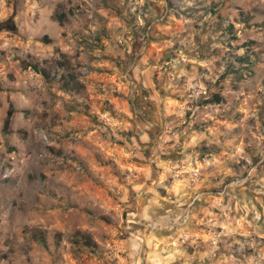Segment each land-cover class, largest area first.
Wrapping results in <instances>:
<instances>
[{
  "label": "rangeland",
  "instance_id": "rangeland-1",
  "mask_svg": "<svg viewBox=\"0 0 264 264\" xmlns=\"http://www.w3.org/2000/svg\"><path fill=\"white\" fill-rule=\"evenodd\" d=\"M0 264H264V0H0Z\"/></svg>",
  "mask_w": 264,
  "mask_h": 264
},
{
  "label": "trees",
  "instance_id": "trees-1",
  "mask_svg": "<svg viewBox=\"0 0 264 264\" xmlns=\"http://www.w3.org/2000/svg\"><path fill=\"white\" fill-rule=\"evenodd\" d=\"M240 59H243V58L240 57ZM32 69L35 72H37V73H42V74L47 75L44 69H38L36 65H33L32 66ZM67 76H69L71 80L73 79L70 73H68ZM70 79H66V81H64L65 85H69ZM208 101H212V102H215V103H219L221 101V98H219V96H215L214 98H212V99H210ZM38 238H39V240L41 241L42 244H45L44 238L42 236L39 235ZM81 242L86 247L95 246L94 242L91 241L90 237L88 235H85V234H83L81 236Z\"/></svg>",
  "mask_w": 264,
  "mask_h": 264
}]
</instances>
